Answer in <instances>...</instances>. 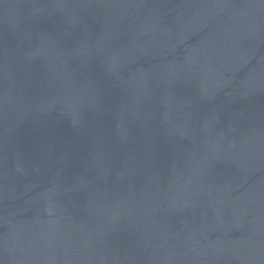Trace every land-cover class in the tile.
Wrapping results in <instances>:
<instances>
[{
    "label": "water",
    "instance_id": "95a60500",
    "mask_svg": "<svg viewBox=\"0 0 264 264\" xmlns=\"http://www.w3.org/2000/svg\"><path fill=\"white\" fill-rule=\"evenodd\" d=\"M0 264H264V0H0Z\"/></svg>",
    "mask_w": 264,
    "mask_h": 264
}]
</instances>
